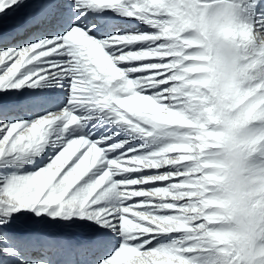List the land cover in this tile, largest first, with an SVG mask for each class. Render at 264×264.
Segmentation results:
<instances>
[{
	"label": "snow or ice",
	"instance_id": "obj_1",
	"mask_svg": "<svg viewBox=\"0 0 264 264\" xmlns=\"http://www.w3.org/2000/svg\"><path fill=\"white\" fill-rule=\"evenodd\" d=\"M0 17L31 41L0 49V92L67 90L59 111L0 115V169L53 153L0 171V264L28 213L85 221L90 264H264V0H0ZM232 91L246 98L225 108Z\"/></svg>",
	"mask_w": 264,
	"mask_h": 264
},
{
	"label": "bare ground",
	"instance_id": "obj_2",
	"mask_svg": "<svg viewBox=\"0 0 264 264\" xmlns=\"http://www.w3.org/2000/svg\"><path fill=\"white\" fill-rule=\"evenodd\" d=\"M27 2L31 4L38 2V0H27ZM88 16L89 18H103L102 26L109 33L134 32L138 28L145 29V26L138 21L125 20L114 13L89 12ZM9 27L8 23L0 27V46L9 45V47L4 49L20 48L25 43L31 42L28 39L25 40L28 33L10 36L8 33ZM41 87L42 91L37 88L21 89L11 97L6 94L10 91L0 92V115L12 120L31 121L48 112L59 111L67 104V90L61 86L59 78H50ZM54 132L55 129H53ZM51 154H53L51 148L46 149L45 153L37 158V164L43 166L39 162L41 160L47 161L48 157L46 156ZM25 159L28 161L27 158ZM17 164L24 168L23 164L26 163ZM35 238L33 234L26 238L21 249L22 255L18 260L11 261L10 264H19L20 260L23 261V264H90L92 257L99 251L98 248L88 247L91 238L90 240L86 238L73 240L71 237L58 234L51 235L46 241L43 240V237L39 238V240ZM30 252L33 253L30 256L32 259L28 260Z\"/></svg>",
	"mask_w": 264,
	"mask_h": 264
},
{
	"label": "rangeland",
	"instance_id": "obj_3",
	"mask_svg": "<svg viewBox=\"0 0 264 264\" xmlns=\"http://www.w3.org/2000/svg\"><path fill=\"white\" fill-rule=\"evenodd\" d=\"M8 20H10L9 17H7L5 19L3 17H0V27L4 26V24H7L6 21H8ZM0 47H2L1 49H4L5 47H9V45H4V46L1 45ZM41 88H42L41 86L39 88L37 87V89H39V91H42ZM8 91H10V92H8L10 95H14L17 92V90H8ZM8 93H6V94H8ZM53 112H55V111H53ZM41 116H43V115H41ZM20 120H22V119H20ZM55 133H56V129H55V132L52 134L55 135ZM48 156L49 155H47L46 157H48ZM26 158L28 159L29 162L26 164H23L24 168H22L21 165H19V164H14L11 168L0 169V171H4V172H8V173L15 171L18 174H25L29 171H35L37 169V167L39 166L37 164V162H38L37 158L38 157L29 156ZM46 162L47 161H45V163ZM106 203H107V201H106ZM23 219H24V221H26L27 227L29 228V230L33 234L34 238L36 236V238H38V239L43 237L44 240H48V238L51 235L58 234V235H61V236L64 235L67 237H70V236L84 237L88 240L89 239L88 237H91V235H92L91 229L83 226L86 223L85 221L77 220L76 223H72V221H70V220L65 221L63 219H51L47 216H45L43 219H41V218H38V217L31 215L30 213L25 214ZM73 240H79V239H73Z\"/></svg>",
	"mask_w": 264,
	"mask_h": 264
},
{
	"label": "clouds",
	"instance_id": "obj_4",
	"mask_svg": "<svg viewBox=\"0 0 264 264\" xmlns=\"http://www.w3.org/2000/svg\"><path fill=\"white\" fill-rule=\"evenodd\" d=\"M229 35H232V33H228ZM241 35H246L244 33H241ZM259 35V33L257 34ZM261 45H264V38H261L260 40ZM246 97H242V94L239 91H232V92H226L221 99V103L223 104V106L225 108H231L234 107L235 105L241 104L243 103V99ZM255 107V106H254ZM158 118L160 119H164V120H170V117L167 116H163V115H159L158 114ZM256 118L254 116V108L253 109H248L246 110L243 115H242V120L241 121H237L236 124H232V127H236L237 124L242 123L244 120H251ZM224 134H219L216 136V138L219 140L221 139V137H223ZM256 179L261 180L262 182H264V177H257ZM262 186H264V184H262Z\"/></svg>",
	"mask_w": 264,
	"mask_h": 264
}]
</instances>
